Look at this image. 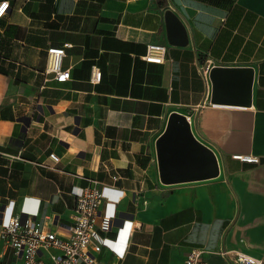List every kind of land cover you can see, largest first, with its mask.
Wrapping results in <instances>:
<instances>
[{
  "label": "crops",
  "instance_id": "obj_1",
  "mask_svg": "<svg viewBox=\"0 0 264 264\" xmlns=\"http://www.w3.org/2000/svg\"><path fill=\"white\" fill-rule=\"evenodd\" d=\"M6 1L0 209L33 210L44 229L63 234L73 188L94 179L125 193L99 234L114 240L123 220L132 222L123 258L104 247L103 264H183L192 248L206 250L208 264H229L219 248L264 264V0ZM150 43L165 46L163 62L142 59ZM63 44L70 78L57 82L47 48ZM212 67L250 68L249 103L240 78L214 101ZM173 114L213 152L214 176L161 179L158 142ZM105 194L101 217L116 197ZM9 262L22 264L0 240V264Z\"/></svg>",
  "mask_w": 264,
  "mask_h": 264
},
{
  "label": "built area",
  "instance_id": "obj_2",
  "mask_svg": "<svg viewBox=\"0 0 264 264\" xmlns=\"http://www.w3.org/2000/svg\"><path fill=\"white\" fill-rule=\"evenodd\" d=\"M8 5V1H0V9H2L0 17L5 14ZM68 46L69 44H63L47 48V71L53 74L57 82L70 78V70L62 67V59ZM164 55V45L150 43L147 44L142 59L147 62L161 63ZM202 75L206 78V68L202 69ZM99 77V69L93 66L91 81L96 82ZM48 156L51 164L59 161L55 153L51 152ZM233 157L245 162L258 161V158L251 154H234ZM106 189L105 185L94 179H88L85 186L76 190L73 188L75 204L72 219L64 226L63 234L44 229L36 219V212L33 210L22 209L18 212L13 210L11 205L8 211L9 204H6L0 209V240L14 250L15 256L22 261V264H79L81 262L103 264L97 254L104 247L111 250L110 247L105 246L103 241L105 239L116 241L117 239L116 237L112 240L99 234V231L108 228V217L106 215L101 217L99 213ZM116 201V199L111 200L107 204L113 205ZM121 227L122 225L118 228L117 235ZM120 246L123 244L121 243ZM206 252L201 248L190 249L184 257L183 264H208L205 259ZM215 253L229 264H262L260 258L234 249L219 248ZM8 264H16V262Z\"/></svg>",
  "mask_w": 264,
  "mask_h": 264
},
{
  "label": "water",
  "instance_id": "obj_3",
  "mask_svg": "<svg viewBox=\"0 0 264 264\" xmlns=\"http://www.w3.org/2000/svg\"><path fill=\"white\" fill-rule=\"evenodd\" d=\"M213 85L212 99L219 98L222 87L240 78L244 85L243 103L250 101V68L212 67L209 73ZM160 171L163 182L197 180L214 176L217 163L213 152L195 139L186 118L173 114L164 135L158 142Z\"/></svg>",
  "mask_w": 264,
  "mask_h": 264
},
{
  "label": "clouds",
  "instance_id": "obj_4",
  "mask_svg": "<svg viewBox=\"0 0 264 264\" xmlns=\"http://www.w3.org/2000/svg\"><path fill=\"white\" fill-rule=\"evenodd\" d=\"M105 191L115 192L116 193L115 199L117 201L125 195V193L122 190L115 189V188L106 189ZM113 207H114L113 205L109 206V210L107 212L108 218H115ZM122 234H126V238H130L132 235V222L128 219L123 220L122 227L120 228L116 241H110L107 239L103 241L105 246L110 247L111 250L114 251L121 258H123L125 249L127 247V239L122 240ZM121 243L123 244V246H118V245H121Z\"/></svg>",
  "mask_w": 264,
  "mask_h": 264
},
{
  "label": "snow or ice",
  "instance_id": "obj_5",
  "mask_svg": "<svg viewBox=\"0 0 264 264\" xmlns=\"http://www.w3.org/2000/svg\"><path fill=\"white\" fill-rule=\"evenodd\" d=\"M0 11H2V9H0ZM126 239V234H122V240Z\"/></svg>",
  "mask_w": 264,
  "mask_h": 264
}]
</instances>
